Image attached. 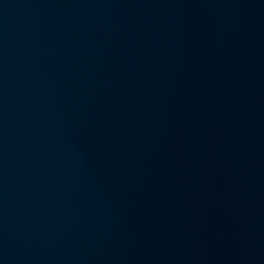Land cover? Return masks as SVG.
I'll return each mask as SVG.
<instances>
[{"label": "water", "instance_id": "1", "mask_svg": "<svg viewBox=\"0 0 264 264\" xmlns=\"http://www.w3.org/2000/svg\"><path fill=\"white\" fill-rule=\"evenodd\" d=\"M0 264H264V0H0Z\"/></svg>", "mask_w": 264, "mask_h": 264}]
</instances>
